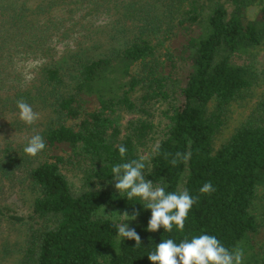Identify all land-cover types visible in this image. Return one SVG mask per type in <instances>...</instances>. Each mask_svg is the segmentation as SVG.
<instances>
[{"label": "trees", "instance_id": "16d2710c", "mask_svg": "<svg viewBox=\"0 0 264 264\" xmlns=\"http://www.w3.org/2000/svg\"><path fill=\"white\" fill-rule=\"evenodd\" d=\"M258 1L0 0V117L30 132L21 158L9 146L0 150V173L10 179L17 169L32 196L25 215L0 206V217L23 226L17 264H152L147 254L161 240L200 234L255 263L251 210L258 189L264 201V101L219 148L213 143L227 107L258 81L249 55L264 41V0L258 21L246 17ZM138 5L146 23L134 25ZM240 54L247 63L234 61ZM20 99L38 113L31 125L19 119ZM159 103L160 151L143 172L166 192L198 197L183 232L148 231L147 202L127 200L111 172L139 159ZM123 114L132 115L125 125ZM36 134L46 146L33 157L23 149ZM177 152L191 157L173 166ZM208 181L215 191L201 194ZM110 208L138 213L129 227L141 244L117 234Z\"/></svg>", "mask_w": 264, "mask_h": 264}, {"label": "clouds", "instance_id": "9594fccd", "mask_svg": "<svg viewBox=\"0 0 264 264\" xmlns=\"http://www.w3.org/2000/svg\"><path fill=\"white\" fill-rule=\"evenodd\" d=\"M19 119L26 124H33L38 119L26 101L18 100ZM46 144L39 134L33 135L27 142L23 151L29 156H36L44 150ZM120 156L123 158L127 153L124 145L118 146ZM159 141L153 146V152L159 154ZM169 154L165 153L167 159ZM191 153L177 152L175 158L170 163L175 166L179 160L187 162ZM146 156L133 159L125 163L115 164L112 169V176L115 181L114 187L119 193H126L127 200L139 197L146 201L145 209H150L151 216L147 223V230L158 231L163 227L164 231L171 232L175 225L176 230L183 232L185 221L193 204L198 197H193L187 189L179 192H166L160 185H153L149 179H145L143 170L145 169ZM215 191L210 181L205 182L199 189L201 194H211ZM138 213H133L131 219H135ZM124 220H129L127 212L122 214ZM117 234L126 239L135 240V245L141 244V237L134 228H130L126 223L115 226ZM148 260L152 264H243L244 252L240 248L229 250L214 235L200 234L189 239L185 237L178 244L171 238L163 239L156 244L155 251L147 254Z\"/></svg>", "mask_w": 264, "mask_h": 264}, {"label": "rangeland", "instance_id": "374dc122", "mask_svg": "<svg viewBox=\"0 0 264 264\" xmlns=\"http://www.w3.org/2000/svg\"><path fill=\"white\" fill-rule=\"evenodd\" d=\"M166 4L167 0H160ZM262 0H259L256 4H253L246 9V17L251 21H258L260 18V8ZM166 6V5H165ZM163 6V7H165ZM136 10L143 12L144 9L141 5L136 6ZM149 12V11H147ZM143 14V13H142ZM144 15V14H143ZM141 15L142 18H137L134 25H141L146 23L144 20L145 15ZM147 18L152 19L153 15L146 13ZM109 19L107 15L100 14L96 22L100 25H104ZM241 57L235 56L233 59L237 64L247 63L245 55L240 54ZM250 66L256 74L258 81L251 89L244 92L242 96L236 101L232 102L226 109L224 114V122L220 132L216 135L213 143V148L216 150L219 148L235 131V129L249 116V114L257 107L258 103L264 101V41L250 50ZM35 62H29L24 71L31 75L33 73ZM163 108V104H155L152 109L154 112L153 122L154 129L151 132L148 141L142 147H140L139 155L150 157L153 153V146L159 141V131L161 128V118L159 113ZM132 115L123 114L122 123L125 125L127 120L131 119ZM13 119L9 117H0V150L5 146H9L11 149L19 150L24 146L26 139L29 135V130L24 129L22 125L17 128L14 125ZM19 126V125H18ZM19 129V130H18ZM2 151V150H1ZM15 153V152H14ZM23 155L20 156V158ZM18 159L21 161V159ZM16 175H14L12 181L6 179L0 173V206H6L19 214H27L31 203V192L24 188L23 174H19L17 169H14ZM10 175H12L10 173ZM73 182H77L75 177L70 175ZM261 189L257 191V197L253 201L252 213L254 214L258 222V231L252 235L253 239V253L255 261L254 264H264V201L260 199ZM107 214L115 221L120 223H126L128 226L133 225V220H124L123 216L116 209H108ZM23 226L20 224L11 223L5 218L0 217V264H17L20 256V246L23 240Z\"/></svg>", "mask_w": 264, "mask_h": 264}]
</instances>
